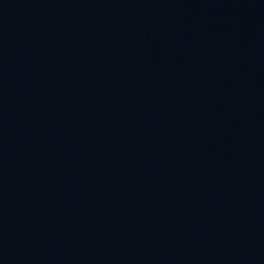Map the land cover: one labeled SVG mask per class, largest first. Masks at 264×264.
I'll return each mask as SVG.
<instances>
[{
    "label": "water",
    "instance_id": "obj_1",
    "mask_svg": "<svg viewBox=\"0 0 264 264\" xmlns=\"http://www.w3.org/2000/svg\"><path fill=\"white\" fill-rule=\"evenodd\" d=\"M20 264H264V120L159 197Z\"/></svg>",
    "mask_w": 264,
    "mask_h": 264
}]
</instances>
